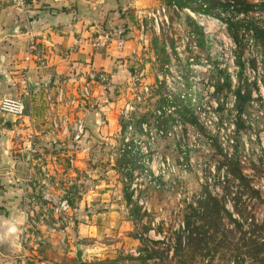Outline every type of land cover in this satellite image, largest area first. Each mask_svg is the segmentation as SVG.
<instances>
[{
	"label": "rangeland",
	"instance_id": "obj_1",
	"mask_svg": "<svg viewBox=\"0 0 264 264\" xmlns=\"http://www.w3.org/2000/svg\"><path fill=\"white\" fill-rule=\"evenodd\" d=\"M131 2L119 0L128 9L110 14L112 28L101 32L111 36L109 50L99 49L108 57L103 68L109 80L94 85L89 99L76 89L74 103L71 96L61 100L59 109L68 115L57 114L56 106L44 113L47 132L55 118L57 149L69 145L68 152L57 153L55 179L71 197L75 244L85 264L121 257L122 264H136L126 257L137 256L149 239H162L154 233L157 224L175 225L176 214L202 186L220 191L225 169H241L264 200V43L253 29L264 28V10L255 7L237 15L244 5L233 7V0ZM224 3L227 8L220 6ZM138 10L142 25L135 17ZM122 20H129L130 28L119 30ZM228 21L237 23L238 42ZM118 40L123 44L115 48ZM238 87L249 91L244 104L235 97ZM184 109L193 115L182 116ZM78 119L85 120L86 132L74 142L70 125ZM120 120L127 124L123 130ZM50 137L36 148L55 149ZM51 161H43L49 169ZM128 182L130 206L124 197ZM243 201L249 213L264 219V202ZM135 205L139 215L131 218ZM137 217L141 220L135 222ZM142 225L154 230L143 234Z\"/></svg>",
	"mask_w": 264,
	"mask_h": 264
},
{
	"label": "crops",
	"instance_id": "obj_2",
	"mask_svg": "<svg viewBox=\"0 0 264 264\" xmlns=\"http://www.w3.org/2000/svg\"><path fill=\"white\" fill-rule=\"evenodd\" d=\"M142 3V0L131 2L132 6ZM30 4L20 12L11 0H0V98L15 97L25 90L29 93L25 116L15 119L0 115V159L4 157L11 162L9 167L0 169V264H85L75 257L76 231L71 223L54 228L52 223L46 222L36 234L42 243L32 238L29 242L20 241L26 217L33 215L23 194L35 191L32 183L37 180L41 166L32 159L30 148L43 152L44 159H52L49 165L55 174V158L69 150V145L63 149H57L60 148L57 145L48 151L36 148L51 132H47L49 123L44 113L49 104H46L42 85L48 84L47 92L54 99L51 106L59 111L63 106L57 100L59 88L63 91L62 100L67 101L80 88L90 68L107 66L106 54L92 44L103 33L102 29L112 28L108 16L128 7L127 4H122L123 8L119 6V0H35ZM78 5L93 8L94 12L85 14ZM29 15L34 17L32 25ZM31 40L43 48V64L36 62L35 54L29 50ZM109 71L115 78V69L110 67ZM99 107L106 109L101 104ZM64 111L61 109L57 114L68 115ZM28 177L32 179L29 184Z\"/></svg>",
	"mask_w": 264,
	"mask_h": 264
},
{
	"label": "trees",
	"instance_id": "obj_3",
	"mask_svg": "<svg viewBox=\"0 0 264 264\" xmlns=\"http://www.w3.org/2000/svg\"><path fill=\"white\" fill-rule=\"evenodd\" d=\"M229 3L220 5L228 7ZM231 5H244L237 9L236 14H246L255 7L264 10V3L253 5L245 0H233ZM183 7L184 4H179ZM222 14V13H219ZM217 14V18L220 15ZM131 24L124 21L119 30L130 28ZM231 37L238 42L237 23L228 21ZM235 26V29H231ZM121 28V29H120ZM108 29V28H106ZM255 36L264 43V28L254 27ZM242 104L250 98L249 91L237 88L234 92ZM240 110V109H239ZM182 116H192L187 109L182 110ZM240 115V111H238ZM119 126L123 130L127 127L125 121L120 120ZM218 171V170H217ZM223 180L219 183L220 191H215L206 185L201 187L196 197H193L184 208L177 213L179 218L175 225L167 222L157 224V230L142 225L143 234L154 230L162 239L148 240L144 244L143 234H138L139 241L144 244L137 251V256L128 255L136 264H246L254 262L264 264V219H258L249 213L245 207L243 197L249 200L264 202L260 192L251 187L250 181L239 168L225 169ZM130 182L125 186L124 197L127 205L132 204V193L128 192ZM236 185V189L234 186ZM230 204V208H228ZM131 218L139 215V208L130 209ZM138 218V219H137ZM136 221L141 218L137 217ZM134 220V219H133ZM125 257L107 259L103 264H122ZM82 264V263H80Z\"/></svg>",
	"mask_w": 264,
	"mask_h": 264
},
{
	"label": "built area",
	"instance_id": "obj_4",
	"mask_svg": "<svg viewBox=\"0 0 264 264\" xmlns=\"http://www.w3.org/2000/svg\"><path fill=\"white\" fill-rule=\"evenodd\" d=\"M32 0H11L12 5L16 10L24 12L27 8L29 2ZM143 11H137L135 13L136 19L139 21L140 25L143 22ZM111 36L108 33L97 36L93 42V46L99 48H105L106 51L109 50V41ZM123 44V40H118L115 48H120ZM29 50L35 54L36 62L43 64L45 60V52L34 41H30ZM109 80V75L104 71L103 68H90L83 77L82 85L79 88L80 95L86 99L91 98V93L94 85H102ZM43 92L46 100V104L49 108L53 102V96L47 92L48 84L44 83L42 85ZM57 100L61 101L63 96V91L61 88L57 90ZM29 93L24 91L23 94L15 97H2L0 98V115L10 118L19 119L25 116L27 111ZM89 97V98H88ZM71 103L76 101L75 97H70ZM48 108L47 113L49 115L50 109ZM53 130L50 132L51 137L49 139L52 145L56 144L55 140V118L52 121ZM85 120L78 119L73 121L70 125L71 139L74 142H79L83 139L85 135ZM66 132V130H63ZM56 146V145H55ZM30 154H32V159L39 162V176L35 182L32 183L35 191L28 194L25 192L23 194V200L25 203L30 204L33 210V215L26 217V225L21 231L20 241L29 242L31 238L33 241L43 242L42 239L37 238L40 225L46 222L52 223V225L57 228L64 227L73 221L72 207H71V197L66 191L65 187L55 179L54 171L47 168L44 164V158L41 157L44 153L35 149L30 148ZM39 155L38 157H35ZM41 157V158H40ZM32 179L27 178L26 182L31 183Z\"/></svg>",
	"mask_w": 264,
	"mask_h": 264
},
{
	"label": "water",
	"instance_id": "obj_5",
	"mask_svg": "<svg viewBox=\"0 0 264 264\" xmlns=\"http://www.w3.org/2000/svg\"><path fill=\"white\" fill-rule=\"evenodd\" d=\"M78 8L81 9V10H84L85 11V14H92L94 12V9L93 8H90V7H87V8H82L78 5ZM28 20H29V24L32 25L33 22H34V17L29 15L28 16ZM17 29V28H15ZM10 118V117H9ZM99 123V120L97 121ZM97 123V124H98ZM87 125V124H86ZM91 130L97 134V131H98V126L97 125H94V126H91ZM10 161H7L4 157H2L0 159V169L1 168H6V167H9L10 166ZM75 257L77 259L78 262H81L82 260V251L81 249H77L76 248V251H75Z\"/></svg>",
	"mask_w": 264,
	"mask_h": 264
},
{
	"label": "flooded vegetation",
	"instance_id": "obj_6",
	"mask_svg": "<svg viewBox=\"0 0 264 264\" xmlns=\"http://www.w3.org/2000/svg\"><path fill=\"white\" fill-rule=\"evenodd\" d=\"M85 125H86V122H85Z\"/></svg>",
	"mask_w": 264,
	"mask_h": 264
}]
</instances>
